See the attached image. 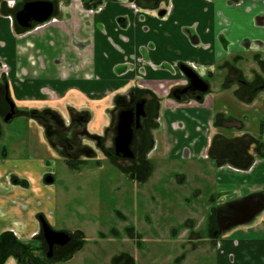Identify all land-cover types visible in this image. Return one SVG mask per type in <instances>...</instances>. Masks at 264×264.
Listing matches in <instances>:
<instances>
[{
  "label": "crops",
  "instance_id": "0c3cea01",
  "mask_svg": "<svg viewBox=\"0 0 264 264\" xmlns=\"http://www.w3.org/2000/svg\"><path fill=\"white\" fill-rule=\"evenodd\" d=\"M3 1L0 0V7ZM54 1L60 4L56 20L22 38L15 36L8 17L0 11V55L5 53L13 63L11 76L18 103L26 105L23 99L28 98L61 99L70 87L75 89L66 97L75 93L100 98V84L109 88L133 82V72L121 75L119 69L125 67L126 55L139 56L141 47L149 42L156 45L150 59L157 65L194 61L205 66L206 78L212 85V94L205 104L178 105L168 101L162 109L164 154L168 155L169 147L174 146L172 157L180 158L182 151L188 149L190 156L185 158L190 159L192 168L207 165L214 183V201L222 200L221 206L247 203L253 198L262 204L245 223L229 226L219 235L220 248L212 256L213 264H264V131L260 129L264 121V91L247 103L243 102L240 90L235 95L237 86L222 89L232 65L249 82H264V0H174L167 20L135 13L119 0H106L101 13L86 10L100 0ZM3 10L9 13L4 6ZM123 19L128 20L121 27L119 21ZM31 56L38 60L34 66ZM168 75L164 70L148 69L147 83L156 84L154 79ZM20 77L26 83H21ZM249 138L254 142L247 152L248 145L242 141ZM157 140L161 144L160 134ZM206 149H210V158L202 162L199 159H203ZM252 157L255 162L246 170ZM228 163L241 170L235 171ZM46 169L45 158L0 159V236L10 232L18 239L30 240L39 231V213H44L51 223L56 222V190L54 186H45L42 180ZM197 173L208 177L207 172ZM12 175L27 180L29 187L15 184ZM188 218L200 221V212L181 220ZM133 225L134 229L143 227L139 221ZM166 230H162V235H167ZM190 236L188 229L180 234L182 239ZM149 237L148 243L160 244ZM196 238L194 235L189 239L194 252ZM105 239L95 243L122 242L113 241L114 237L110 241ZM122 240L132 242L129 238ZM134 245L133 250L109 253L110 263L137 264ZM130 247L133 246L127 245ZM97 253H90L94 264H105ZM185 256L187 252L177 259ZM137 257L143 262L142 256ZM6 264L17 263L10 258Z\"/></svg>",
  "mask_w": 264,
  "mask_h": 264
},
{
  "label": "flooded vegetation",
  "instance_id": "af4514ba",
  "mask_svg": "<svg viewBox=\"0 0 264 264\" xmlns=\"http://www.w3.org/2000/svg\"><path fill=\"white\" fill-rule=\"evenodd\" d=\"M119 1L130 7L135 13L155 15L161 20H167L171 16L174 8V0ZM38 2L52 3V15L43 22H35L31 27L22 25L18 20V14L24 10L26 4ZM3 6L9 10V13H5ZM84 6L88 8L86 5ZM105 7L106 0H100V3H97L94 8H88L86 10L90 13H101ZM0 9V11L8 17L15 36L22 38L24 35L55 21L57 13L60 11V4H57L54 0H4ZM127 20H120V26L123 27L124 21ZM186 30H190V27H187ZM29 46L32 47L30 44ZM155 49V43L149 42L141 47L139 56L126 55L125 67L120 68L119 72L121 75L133 72V82L112 85L109 88L100 84V86L103 87L102 91L99 93L100 98H86L85 94L75 96V93H70L68 94L69 96L66 97V94L70 90L75 89L74 87H70L64 92L65 96L61 99H23L26 105H20L18 103L20 101L16 100V94H14L15 82H13L11 76L13 63H11V60H8L5 53H3V55L1 54L0 137L2 135L3 124H11L16 118H21L24 120L26 130L31 138L30 146L39 149L48 148V151L55 149L58 152H63L65 157H69L74 163L83 167H85L84 165H86L88 161H92L96 164V169L99 171L107 169V165L110 167L115 166L119 171V175H116L117 178L137 183L138 185L135 184L137 187L143 188V197L148 194V190L144 187L153 184L154 177L159 180L157 184L162 183L164 173L156 172L158 166H165L166 164L181 165L180 170L182 174H178L177 182L171 179V181L173 180L172 185H167L166 183H164V185H167L166 189L175 192L183 190V187L189 181L193 187L191 195L194 200H188V203H190L189 208L187 206H184L185 208L176 207L175 210L177 211H175L174 217L171 218L179 219L180 222L176 225L174 221L162 220V223L165 225L163 229L166 230L168 226L166 230L167 235H161L159 232H156V235H145L142 243L147 242L150 238L149 236L157 241L169 236L168 239L171 243L178 244V247L175 246L174 248L180 250L175 259H171V262L174 264H182L184 261L183 264L187 263L191 258V256H188L189 254L200 253L203 249L210 251V262L213 264V252L220 248V243L217 239L223 232L221 227L234 223L237 219L242 220L241 223H245L246 221L243 220V217H248L249 214L254 213L255 210H252V208L256 207L257 204L241 202L234 205L221 206L223 204L222 200L218 199L214 201V183L212 180V173L206 169L207 165H199L197 168H192L191 166L193 165L188 162L190 159L185 158H189L190 156V151L188 149L182 151V156H180V158L172 157L171 150L174 149V146L169 147L170 151H168V155L164 154L166 150L164 149L165 144L163 143L165 133L162 131V109L165 104L171 101L178 105L191 103L204 105L207 97L212 94V85L206 78V67L194 61L171 64L161 63L160 65L155 64L150 59V53ZM30 62L34 66L37 64L38 60L31 56ZM148 66L150 68H148ZM68 68H71V65ZM229 68L231 74L223 83L222 89H231L237 86L238 89L235 91V95L236 92L240 90L242 97H244L243 102L247 103L253 102L254 99L264 91V82L251 83L240 76L241 72L235 65ZM148 69H152L153 71L164 70L167 71L169 75L165 78L154 79L156 84H150L147 83ZM184 69H188L196 75L202 85L197 84V86H193L192 79L187 75ZM20 80L21 83H26V79L20 77ZM204 86L208 88L207 91L201 90L205 88ZM11 105L15 107V115L13 119L8 122L5 119L12 110ZM263 122L264 121L261 122L260 129L264 131ZM130 133L132 134L129 140L128 136ZM159 134L162 139L160 140L161 144L157 140ZM242 142L248 145L246 151L249 152L251 149L249 146L254 142L253 138H249L248 141L244 140ZM209 143L211 145L212 140H210ZM171 145L172 144H169V146ZM41 154H44L42 150ZM39 156L41 155L37 154L36 156L30 157L29 160H33V158L36 157L43 159ZM202 158L203 159H199L202 162L210 158V149L204 151ZM0 159L15 160L18 158H11L9 152L5 150L0 153ZM45 159L47 161L49 173H44L42 180L45 185L52 186L56 181L55 173L50 172L52 168L51 159ZM250 159L252 160L249 161L250 165L246 170H249L255 162L254 157ZM194 162H196V160ZM228 166L233 167L229 165V163ZM233 168H235V171L239 169L237 167ZM198 170L207 172L206 175L208 177H200V174L197 173ZM169 172H171L170 176H172V172L175 171H168L167 173ZM170 176L166 177V179L168 180ZM182 176H185V180L182 179ZM47 178H52L53 182L47 183ZM12 180L15 184H24V179H19L16 175H12ZM185 182L186 184H184ZM190 209H193L192 212L194 213L195 211H202L205 214L206 235H201L198 232V226L196 228L199 220L197 221L194 218L181 220L178 217V213L184 210L189 211ZM149 212L150 217L156 219V216L161 215L165 210H163V208H156ZM211 212L214 216L212 218ZM41 215L45 217L51 229L55 232L67 233L71 240L63 246L55 244L51 251L50 245L43 232L42 223L39 219ZM219 216L221 219H218ZM117 218L121 221L123 220L122 223H126V226H124L126 235H120V230L117 227L112 230L114 238L118 241L129 238L134 244L139 245V239L142 236L136 234L137 230L134 229L135 227H132L133 223L130 222V219L120 213ZM37 222L39 224V231L28 241L18 239L14 233L10 232L0 236V240H4L0 245V264H6L10 258L14 259L17 264H58L59 262L67 264L72 254L74 255L76 253L75 250L81 249V242H75V234L72 235V233L67 230L56 231L53 224L47 219L44 213H39L37 215ZM189 222L190 226H188ZM184 229H188L191 236L194 237V235H196L197 238L194 243L197 250L196 252L191 249L193 246L189 242L191 236L183 239L180 237ZM173 232H176V235L173 236ZM100 234L97 236V240L100 239V236L101 239L103 237L107 238L106 233L100 232ZM133 235L137 237L133 239L132 237H135ZM82 236L84 235L82 234ZM82 236L80 241H82ZM71 244H73V248L70 250L68 247ZM78 244L79 247H77ZM8 251H10V255L7 256L4 253ZM183 252H187V256L182 260L177 259ZM115 263V261L112 262V264Z\"/></svg>",
  "mask_w": 264,
  "mask_h": 264
},
{
  "label": "rangeland",
  "instance_id": "374dc122",
  "mask_svg": "<svg viewBox=\"0 0 264 264\" xmlns=\"http://www.w3.org/2000/svg\"><path fill=\"white\" fill-rule=\"evenodd\" d=\"M3 125L0 137V153L7 150L11 158L16 157L24 161L37 154L41 155L39 157L51 159L52 168L50 172H54L56 178L52 186L56 190L55 194L57 197L54 211L56 213V222L52 224L56 231L67 230L72 235H76V243L78 241L81 242V249L75 250L76 253L72 254L67 264H94L96 261L94 257L90 256V253L94 255L95 251H98L99 255L104 258L105 264H111L109 253L112 255V253L121 249L133 250L135 245L130 240L129 242L124 240L118 243L105 241L104 243L99 242L100 244H96L94 242L100 232L106 233L107 238L105 240L114 237L112 230L117 227L120 230V235H126L124 228L126 223H122L123 220L121 221L117 218L119 213L128 217L131 223L139 221L141 226L143 225V227L136 229V234L142 236L139 239L140 244H136L134 249L137 264H174L171 259L174 260L180 250L174 248L175 246L178 247V244L171 243L168 239L169 236L160 239L158 241L162 242L160 244L142 243V240L146 233L156 235V232H159L162 235V230L165 227L162 223L163 219V221H174L175 225L179 223L178 218L171 219L174 217L175 211H177L175 210L176 207L185 208L184 206H187L189 208L190 203L188 202L192 199L194 200L191 195L193 187L189 181L187 184L186 182L184 183L186 185L183 190L173 192L166 189L167 185H172L173 180L177 182L178 174H182L181 165L166 164L165 166H158L156 172L164 173L162 183L157 184L159 180L154 177V185L149 184L144 187L148 190V194L143 197V188L137 187V183L117 178L116 175H119V171L115 166L110 167L107 165V169L99 171L96 169V164L92 161H88L83 167L74 163L69 157H65L63 152H58L55 149L48 151V148L39 149L30 146L31 138L26 130V124L21 118H16L11 124ZM41 150L44 154H41ZM168 171L175 172H172L173 175L170 176L171 172L167 173ZM44 173H49V169L47 168ZM169 176L170 178L167 180L166 177ZM171 179L173 180L171 181ZM164 183L167 185H164ZM43 184L45 185L44 182ZM23 186L28 188L29 182L24 180ZM156 208H163L165 212L156 216V219L151 218L149 211ZM192 210H184L178 213V217L181 219L186 216H192L194 214ZM200 214L198 232L204 236L206 235V216L202 211H200ZM202 216L204 217L201 219ZM81 236L82 241H80ZM113 241L118 240L115 238ZM79 244L77 247H79ZM72 245L68 249L71 250L73 248ZM127 245H132L133 247L127 248ZM136 249H138V253ZM209 255L210 251L203 249L200 253L191 254L190 260L185 264H211ZM137 256H142L143 262H140ZM98 260L104 263L101 258H98ZM58 264L62 263L59 262Z\"/></svg>",
  "mask_w": 264,
  "mask_h": 264
},
{
  "label": "water",
  "instance_id": "95a60500",
  "mask_svg": "<svg viewBox=\"0 0 264 264\" xmlns=\"http://www.w3.org/2000/svg\"><path fill=\"white\" fill-rule=\"evenodd\" d=\"M52 12H53V4L52 3H49V2H38V3H33V4H26L25 7H24V10L22 12H20L18 14V20L19 22L26 26V27H31L35 22H43L45 20H47L51 15H52ZM185 72L187 73V75L192 79V83H193V86H197V84H201V82H199L200 80H198V78L196 77V75H194L190 70L188 69H184ZM205 88L204 89H201L202 91H207V87L204 86ZM197 88V87H196ZM200 89V88H198ZM12 107V110L11 112L6 116V121H11L15 115V107L14 105H11ZM11 114V115H10ZM132 133H130V135L128 136V139L131 138ZM130 140V139H129ZM46 182L47 183H52L53 182V179L52 178H47L46 179ZM251 201H255V198H253L252 200L250 199V201L247 202V204H259L257 205L256 207H253L252 210H256L258 209L260 206H262L261 203H257L256 201L255 202H251ZM256 212L254 213H251L249 214L248 217L244 216L243 217V220H249V218L255 214ZM41 223H42V227H43V232H44V235H45V238L48 242V244L50 245V250L52 251L53 250V247L55 244H58V245H65L67 244L71 239L69 237V235L67 233H64V232H55L53 229H51L50 225L47 223L46 219L44 216H40L39 217ZM218 219H221V217L219 216ZM242 220H235L234 223H230L228 225H224L222 226V230L224 231L227 227L229 226H232V225H236V224H239L241 223Z\"/></svg>",
  "mask_w": 264,
  "mask_h": 264
},
{
  "label": "trees",
  "instance_id": "16d2710c",
  "mask_svg": "<svg viewBox=\"0 0 264 264\" xmlns=\"http://www.w3.org/2000/svg\"><path fill=\"white\" fill-rule=\"evenodd\" d=\"M263 129H264V122H263ZM3 242H4L3 239L0 240V245H1ZM4 254H6L7 256L10 255V251H8V252H6V253H4ZM6 255H5V256H6Z\"/></svg>",
  "mask_w": 264,
  "mask_h": 264
}]
</instances>
